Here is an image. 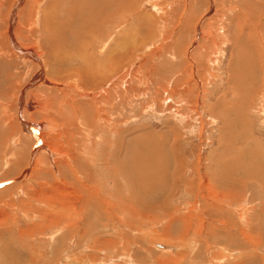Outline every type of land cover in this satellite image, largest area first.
<instances>
[{"label":"rangeland","instance_id":"obj_1","mask_svg":"<svg viewBox=\"0 0 264 264\" xmlns=\"http://www.w3.org/2000/svg\"><path fill=\"white\" fill-rule=\"evenodd\" d=\"M235 1L140 0L103 25L88 0H0V264H264V0L237 1L260 53Z\"/></svg>","mask_w":264,"mask_h":264},{"label":"bare ground","instance_id":"obj_2","mask_svg":"<svg viewBox=\"0 0 264 264\" xmlns=\"http://www.w3.org/2000/svg\"><path fill=\"white\" fill-rule=\"evenodd\" d=\"M57 1V0H56ZM80 1V0H79ZM82 1H86V0H81V2H79V3H82ZM89 2L88 3H90V5H91V7L89 6V9L91 10L92 8H96V13H98L100 16H102V15H104V16H102V19H100L101 21H99V23H101V24H103V25H106V24H112V23H114L117 19H116V17H118V16H123V14H129V13H131L132 14V11L133 12H136V11H138V8H136L137 7V2L139 3V1L140 0H135V2L134 1H131V0H88ZM143 1V0H142ZM146 1V0H145ZM160 1V0H159ZM177 1V0H176ZM212 2H210L211 3V5L210 6H212V5H214V1L215 0H211ZM229 1H233V0H229ZM235 1V0H234ZM238 0H236L235 2H233L232 4H229V6L226 8L228 11H230V12H232V19H235V21H236V25H237V29H238V32H240L241 33V31L244 29V27H247V28H249V29H253V31H250L249 30V32L252 34V33H254V38L251 40L250 38L248 39V44H249V46H251L253 49H255L257 52H259L260 53V48H259V40L257 41V39H258V36H257V33L255 32V29H254V27H250V26H247V24H245L244 23V20H243V16H240V15H238L239 14V11H240V13L241 14H243V15H246L247 16V14H246V12H245V10H244V8L246 7V6H243V5H241V4H239L238 2H237ZM68 2V1H67ZM71 2V1H70ZM76 2H78V1H76ZM76 2H74L75 4H76ZM162 2V1H161ZM161 2H159L160 4H161ZM195 2V1H194ZM237 2V3H236ZM84 3V2H83ZM158 3V4H159ZM187 3V2H186ZM78 4V3H77ZM153 4V3H152ZM159 4V8L161 7V5ZM164 4V3H163ZM184 4H185V2H184ZM71 5V4H70ZM72 5H73V3H72ZM30 6H32V5H30ZM69 6V5H68ZM74 6V5H73ZM85 8H86V6H88L87 4H85L84 3V5H83ZM156 6H157V4H156ZM186 6H187V4H186ZM248 6V5H247ZM14 7V6H13ZM72 7V6H71ZM164 6H162L161 8H163ZM171 6H169V8H170ZM252 7V6H251ZM250 7V8H251ZM15 8V7H14ZM88 8V7H87ZM136 8V10H134ZM213 8V7H212ZM247 8V7H246ZM250 8H248V10H253V9H250ZM71 9V8H70ZM78 9V8H77ZM108 9V10H107ZM156 9V8H155ZM210 9V8H209ZM226 9H223V8H220V9H213V11H212V13H213V15L214 16H216V17H219V16H223V18L225 17L224 16V10H226ZM72 10V9H71ZM174 10V9H173ZM186 10V9H185ZM214 10H215V12H214ZM78 11V10H77ZM85 11V10H84ZM92 11V10H91ZM159 11V10H158ZM157 11V12H158ZM167 10H166V8H164V9H162V11H161V13H159L158 14V16H160V17H163V18H160L159 17V19L157 18V17H155V16H157V15H153V14H146V15H144V16H148V18H150L151 19V21H149L150 23H149V30H150V28H153V29H151L152 31H154V29H155V27H157L156 26V23H158V21H162L163 19H164V15H168V12H166ZM235 11H236V13H235ZM65 12V11H64ZM72 12V11H71ZM117 12H119L118 14H121V15H118L117 14ZM31 13V12H30ZM66 13V12H65ZM141 13V12H140ZM140 13L138 14V17L137 18H139V19H141V16H143V14H141V16H140ZM185 13V12H184ZM248 13V12H247ZM157 14V13H156ZM249 14V13H248ZM67 15H69V14H67ZM97 15V14H96ZM98 15V16H99ZM125 15H124V17H125ZM126 15V16H127ZM183 15V14H182ZM121 16V17H122ZM13 17L15 18V23L14 22H12V19H13ZM147 18V19H148ZM31 19V18H30ZM29 19V20H30ZM67 19V18H66ZM232 19L231 20H229V22L230 21H232ZM68 20V19H67ZM119 20V19H118ZM165 20H167V19H165ZM164 20V21H165ZM71 20H69V22H70ZM123 21L125 22V19H123ZM141 21V20H140ZM163 21V24H162V26L163 27H166V23ZM6 22H8V23H10V26L8 27V28H11L12 26L13 27H15V26H22L23 25V23H21L20 21H19V19H18V15H17V13H16V8L15 9H11L9 12H8V14L6 15ZM30 22V21H29ZM62 22V21H61ZM64 23V25H68V23L66 24V21H64L63 22ZM71 23V22H70ZM70 23H69V26H70ZM141 23V22H140ZM13 24H17V25H13ZM57 24V23H56ZM207 24V23H206ZM55 25V24H54ZM60 25H62V24H60ZM72 25V24H71ZM73 26V25H72ZM71 26V27H72ZM77 26V25H76ZM110 26V25H109ZM55 27V26H54ZM57 27V26H56ZM65 27V26H64ZM107 27H108V25H107ZM223 27V26H222ZM222 27H220V28H222ZM53 28V27H52ZM51 28V29H52ZM146 28V29H147ZM219 28V29H220ZM71 29V28H70ZM107 29V28H106ZM105 29V30H106ZM10 30V29H9ZM13 30V29H12ZM56 30V29H55ZM55 30H52V31H55ZM71 30H73V29H71ZM70 30V31H71ZM77 30V29H76ZM149 31V32H152V31ZM15 29L13 30V35L15 36ZM69 31V30H68ZM220 31H222V30H220ZM209 32V31H208ZM8 33V32H7ZM71 33L72 32H70V34L69 35H71ZM76 33V32H75ZM101 33V32H100ZM103 33V32H102ZM200 33H204L203 34V36L202 37H206L207 35H205V32L203 31V30H201L200 29V32H199V34ZM107 34V33H106ZM201 34V35H202ZM9 38H11L12 40L14 39V38H12V33L10 34V31H9ZM12 35V36H11ZM73 35V34H72ZM71 35V36H72ZM102 35V34H101ZM262 35H263V33H262ZM74 36V35H73ZM241 36V35H240ZM78 37H80V36H78ZM78 37H76V35L74 36V39L75 40H77L76 38H78ZM107 37V36H106ZM109 37V36H108ZM220 37V40H219V42L222 44H225V41H226V39H228L229 38V34L227 33V32H225V34L224 35H222V37L221 36H219ZM67 39H68V36H67ZM70 39V38H69ZM73 39V41H75ZM84 39V38H83ZM103 39V38H102ZM108 39V38H107ZM106 39V40H107ZM110 39V38H109ZM2 40H3V38H2ZM59 40L60 41H63L64 40V38L61 40L60 39V37L58 38V39H56V41L57 42H59ZM105 40V41H106ZM113 40V39H112ZM1 41V40H0ZM55 41V42H56ZM80 41V40H79ZM110 41V40H109ZM13 42V41H12ZM68 42V41H67ZM72 42V41H71ZM69 43V42H68ZM74 43V42H73ZM73 43H71V44H73ZM213 43H215V41L213 42ZM14 44V46H15V48L17 49V50H19V52L21 51L22 52V54H28L29 56H31L33 59H34V61H37L39 64H41V61H40V52H38V50H37V48H36V46L34 45V46H31L30 48L28 47V48H26L25 50H21V49H18V47L16 46V43L14 42L13 43ZM105 44V43H104ZM103 44V45H104ZM218 44V43H217ZM56 45V44H55ZM69 45H70V43H69ZM84 45V44H83ZM83 47V46H82ZM100 47V46H99ZM102 47V46H101ZM117 47V46H116ZM119 47V46H118ZM103 48V47H102ZM110 48V47H109ZM219 48V47H218ZM63 49H65V48H63ZM70 49V48H69ZM74 49V48H73ZM72 49V50H73ZM112 49V48H111ZM32 50V51H31ZM67 50H68V48H67ZM67 50H65V51H67ZM114 50H116V48H114ZM217 50V49H216ZM255 51V52H256ZM83 52V51H82ZM101 53V52H100ZM110 53V52H109ZM113 55H114V53H113ZM257 55V54H256ZM113 58V57H112ZM86 61V60H85ZM102 62H103V60H101ZM112 62H111V64L109 65V66H113V68L114 67H116V64H115V62H114V59L113 60H111ZM117 61V60H116ZM259 61V60H258ZM106 61L103 63V65L105 66L106 65ZM86 64H87V62H86ZM99 64V63H98ZM101 64V63H100ZM93 65V64H92ZM90 67V66H89ZM100 67V66H99ZM106 67H107V65H106ZM102 68V67H101ZM104 68V67H103ZM102 68V69H103ZM108 68V67H107ZM106 68V69H107ZM261 68V67H260ZM89 69V68H88ZM98 69V68H97ZM101 69V70H102ZM105 69V68H104ZM103 69V70H104ZM109 69V68H108ZM263 69H264V66H263ZM42 71V70H41ZM110 71V70H109ZM42 78V72H40L37 76H36V80L37 79H41ZM52 80V79H51ZM47 81V80H46ZM47 82H50L49 80L47 81ZM20 98H21V95H20ZM108 98V97H107ZM19 101H18V105H21V100L20 99H18ZM35 103V104H34ZM101 103V102H100ZM106 103V102H105ZM32 106H33V104H34V108H36V106L39 108V109H41V111H48V107H47V102H36L35 100L34 101H32ZM64 104V103H63ZM73 105V104H72ZM75 105V104H74ZM103 105V104H102ZM32 106H31V108H32ZM42 106V107H41ZM62 108H63V105H62V103H61V105H60V107H59V110H57V113H61V111H62ZM72 109H73V111L75 110V108L72 106ZM71 113V112H70ZM48 114V113H47ZM54 114V113H53ZM72 114H73V112H72ZM74 116H76L75 115V113L73 114ZM48 116V115H47ZM96 116H98V115H96ZM50 121H52V120H50ZM22 123V125H23V127H27L26 128V130H29L30 132H31V135L35 138V140L36 141H34V142H36V147L35 148H32V150H31V157L33 158V156L35 155L34 154V152H35V150L34 149H36V148H42V149H44V150H46L47 151V144L46 143H43V142H41L40 140V136H42V135H44L42 132H41V130H42V128H43V125L45 124H41L42 126H40V125H38L37 127L36 126H34V125H32V124H29V123H26V122H21ZM48 125H50V122H49V124ZM54 124H52V127H54V126H56V125H54ZM47 127H51V126H47ZM86 127V126H85ZM51 129V128H50ZM41 133V134H40ZM88 135V134H87ZM85 137V136H84ZM27 138V137H26ZM50 150V149H49ZM33 151V152H32ZM135 151V150H134ZM134 153V152H133ZM137 153V152H136ZM49 154H51V157L54 155L51 151H50V153ZM64 155V154H63ZM126 155H127V153H126ZM125 155V156H126ZM134 155H139V154H135L134 153ZM130 156V155H129ZM132 156V155H131ZM93 157V156H92ZM94 158V157H93ZM126 158V157H125ZM130 158V157H129ZM127 159V158H126ZM137 159H138V157H137ZM42 160V159H41ZM100 161H101V159H100ZM130 161V160H129ZM132 161V160H131ZM36 162V161H35ZM54 163H56V161L54 160ZM135 164V163H134ZM132 165H133V163H132ZM135 165H137V164H135ZM33 166L35 167V168H32L31 169V171L33 170L34 172L36 171V168H37V166H36V164L35 163H33ZM134 167V166H133ZM132 167V168H133ZM40 169V168H39ZM135 169V168H134ZM132 170V169H131ZM32 171V172H33ZM74 171V170H73ZM135 172H136V170H135ZM233 172V171H232ZM74 174V173H73ZM77 174V173H76ZM141 176V175H140ZM139 176V177H140ZM138 179V178H137ZM208 185H209V183H208ZM211 186V185H210ZM120 187V186H119ZM86 188V189H85ZM209 188V187H208ZM82 189V188H81ZM95 187H92V186H89V187H87V186H84V189L83 190H85V196L87 197V199H88V201H87V203H89L90 201H92V200H94L95 199V201H96V194H97V191H95ZM149 189V188H148ZM136 190V189H135ZM212 191V190H211ZM213 192V191H212ZM219 193V192H218ZM218 193H216V192H214V196H215V198H213V199H217V201H218V197H217V195L216 194H218ZM83 194V193H82ZM212 194V193H211ZM210 194V195H211ZM99 196V195H98ZM97 196V198H98V203H100L101 205H106L107 207H106V209L108 210V208L109 207H111V208H113L112 206H111V204H110V202H108V201H105V199H103V198H99ZM154 196V195H153ZM102 197V196H101ZM83 198H85V197H83ZM232 199V198H231ZM84 201H86L85 199H82V201L80 202L81 204H80V207H81V209H83L84 208V211H85V209H86V204L87 203H84ZM207 201V200H206ZM197 202V201H196ZM209 202V201H208ZM96 203V202H95ZM115 203V202H114ZM191 203V202H190ZM90 204H92L93 205V202H90ZM97 204V203H96ZM219 205H220V203H218ZM98 205V204H97ZM97 205H96V207H97ZM193 205V204H192ZM226 205V204H225ZM115 206V205H114ZM67 207H69V206H67ZM101 207V206H100ZM102 208V207H101ZM135 211V210H134ZM80 212H81V210H80ZM112 212V211H111ZM110 212V213H111ZM201 213V212H200ZM82 214V213H81ZM105 214H106V211H105ZM108 214V213H107ZM110 215V214H109ZM201 220V219H200ZM216 222L218 221V223H220V222H223V219H220V218H217V220H215ZM209 223V222H208ZM216 224V223H215ZM212 225V224H211ZM213 226V225H212ZM218 227V226H217ZM214 229V228H213ZM218 229H219V227H218ZM241 229V228H240ZM69 230V229H68ZM93 230V229H92ZM124 230V229H123ZM200 230H201V228H200ZM205 230H206V228H205ZM208 230V229H207ZM206 230V231H207ZM242 230V229H241ZM214 232H215V230H213ZM209 233H212L211 231H209ZM241 233H242V231H241ZM216 234V233H215ZM201 235V234H200ZM206 235V234H205ZM208 236V235H207ZM156 246H158L159 247V245H156Z\"/></svg>","mask_w":264,"mask_h":264}]
</instances>
